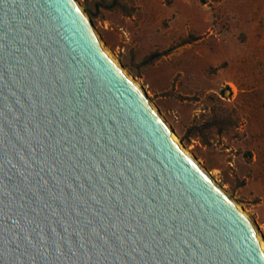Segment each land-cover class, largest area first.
Returning a JSON list of instances; mask_svg holds the SVG:
<instances>
[{
    "label": "water",
    "instance_id": "1",
    "mask_svg": "<svg viewBox=\"0 0 264 264\" xmlns=\"http://www.w3.org/2000/svg\"><path fill=\"white\" fill-rule=\"evenodd\" d=\"M98 33L78 0H0V264H264Z\"/></svg>",
    "mask_w": 264,
    "mask_h": 264
},
{
    "label": "rangeland",
    "instance_id": "2",
    "mask_svg": "<svg viewBox=\"0 0 264 264\" xmlns=\"http://www.w3.org/2000/svg\"><path fill=\"white\" fill-rule=\"evenodd\" d=\"M79 1L264 233V0Z\"/></svg>",
    "mask_w": 264,
    "mask_h": 264
},
{
    "label": "bare ground",
    "instance_id": "3",
    "mask_svg": "<svg viewBox=\"0 0 264 264\" xmlns=\"http://www.w3.org/2000/svg\"><path fill=\"white\" fill-rule=\"evenodd\" d=\"M79 1V0H78ZM81 3V2H80ZM83 8V7H82ZM94 26H95V28L97 29V31L99 32L98 33V35H99V37H100V39H101V42H102V44H103V46H104V48H105V50L107 51V53L111 56V58L113 59V60H115L118 64H120L121 65V61L118 59V57L112 52V50H111V45L109 46L108 45V43H107V41L109 42V40H107L106 41V39L103 37V36H101L100 35V31H101V28H100V26L99 25H97L96 23H94ZM103 33V32H102ZM110 44V43H109ZM122 68H123V70H124V72H125V74L127 75V77L130 79V80H132L136 85H139L142 89H143V91H145L146 92V94H147V96L150 98V102H152L151 104L154 106V108H155V110H157V111H159L160 112V114H161V116H162V118H164V120L170 125V126H172L171 124H170V122L168 121V119H166V117L162 114V112H161V110L162 109H160V107H159V105H158V103L151 97V95L149 94V92H148V90L142 85V83L138 80V79H136L134 76H132L131 74H129L128 73V71L126 70V69H124V67H123V65H122ZM174 134H175V137H176V140H177V143L180 145V147L182 148V149H185V150H187L189 153H190V155L193 157V159L196 161V163L203 169V170H205L206 171V169L203 167V164L201 163V161L197 158V157H195L194 156V154H193V152L188 148V147H186L185 145H183L182 144V139H181V137L174 131ZM207 173L211 176V177H213V179L215 178L209 171H207ZM215 181H217L216 182V184H218L219 182H218V180H216V179H214ZM220 184V183H219ZM221 189H222V191H223V193L224 194H226L228 197H229V199L237 206V208L245 215V216H248V217H250V218H252V215L248 212V210L245 208V207H243V205L242 204H240V202L230 193V192H228L225 188H222V187H220ZM253 219V218H252ZM253 221L255 222V224H256V227H257V235H258V238L264 243V233H263V231L261 230V228H260V226L256 223V221L253 219ZM261 225V224H260Z\"/></svg>",
    "mask_w": 264,
    "mask_h": 264
},
{
    "label": "trees",
    "instance_id": "4",
    "mask_svg": "<svg viewBox=\"0 0 264 264\" xmlns=\"http://www.w3.org/2000/svg\"><path fill=\"white\" fill-rule=\"evenodd\" d=\"M93 14H94V15H96V13H95V12H93ZM148 60H149V59H148Z\"/></svg>",
    "mask_w": 264,
    "mask_h": 264
}]
</instances>
